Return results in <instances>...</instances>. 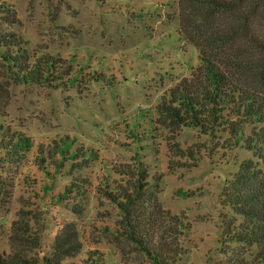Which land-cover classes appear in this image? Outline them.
Masks as SVG:
<instances>
[{"label":"rangeland","instance_id":"1","mask_svg":"<svg viewBox=\"0 0 264 264\" xmlns=\"http://www.w3.org/2000/svg\"><path fill=\"white\" fill-rule=\"evenodd\" d=\"M5 1L15 7L17 19L16 25L3 27L7 34L21 35L34 49L59 52L83 70L80 76L86 79L90 76L86 74L95 73L102 78L64 90L0 87V122L28 131L38 142L68 135L77 146L95 150L98 160L74 174L92 172L99 186L116 178L111 167L128 164L138 154L151 177L164 174L158 201L171 218L182 221L179 243L174 233L168 236L173 251L180 247L183 252L176 264H226L231 257L221 252L219 241L227 210L219 199L247 155L211 157L209 144L202 146L205 139L186 129L179 142L200 150L199 164L171 175L165 145L150 128L151 108L160 95L198 63L196 48L178 35L175 0ZM9 166L0 170V253L12 256L27 245L34 250L29 254L51 258L58 225L75 222L86 230V248L94 245L104 251L106 264H153L131 242L105 231L117 218L107 201L90 195L82 203L85 212L80 217L73 211L78 200H54L70 183L66 171H53L51 180L26 165L16 172ZM24 173L38 180L39 189L29 190ZM41 186H46L42 193ZM38 192L43 198L36 196ZM13 222L27 224L31 230L17 231ZM36 229L39 245L22 247L24 239L35 237Z\"/></svg>","mask_w":264,"mask_h":264},{"label":"trees","instance_id":"2","mask_svg":"<svg viewBox=\"0 0 264 264\" xmlns=\"http://www.w3.org/2000/svg\"><path fill=\"white\" fill-rule=\"evenodd\" d=\"M1 2L0 87L64 90L79 87L83 81L97 83L102 78L95 73L86 74L90 75L86 79L80 76L83 70L59 52L34 49L21 35L7 34L3 27L17 24L16 9L5 0ZM175 15L178 35L196 48L198 63L188 76L165 89L153 105L151 131L165 145L167 173L171 175L199 164L200 150L179 142L186 129L205 139L202 146L208 148L209 144L211 157L240 158V152L247 155L240 159L238 171L232 174L219 199L227 210L222 216L219 242L221 252L231 257L226 264H264V0H175ZM48 142H38L28 131L1 121L0 170L10 165L16 172L26 165V169L51 180L55 178L53 171H66L70 183L54 200H78L73 211L81 217L85 212L82 203L96 195L116 213L112 229L109 226L106 232L131 242L153 264L177 263L183 252L178 246L173 251L168 236L174 233L179 243L182 221L178 216L171 218L158 201L164 174L151 177L148 166L135 154L130 163L111 167L116 178L99 186L92 172L74 174L98 160L95 150L77 146L76 139L68 135ZM22 177L29 190L39 189L37 179L32 180L27 173ZM44 189L46 186H41L39 192ZM39 192L36 196L43 198ZM58 226L51 258H41L36 251L29 254L34 250L25 243L35 248L39 245L36 229V238H23L25 248L12 256L0 253V264H106L104 251L93 244L86 248L83 227L75 222ZM13 227L17 231L31 230L18 222H13Z\"/></svg>","mask_w":264,"mask_h":264}]
</instances>
